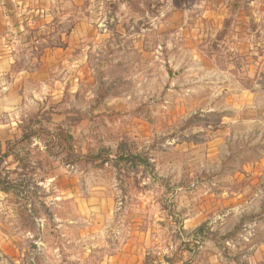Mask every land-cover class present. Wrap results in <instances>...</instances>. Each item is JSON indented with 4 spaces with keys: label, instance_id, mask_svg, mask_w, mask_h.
Here are the masks:
<instances>
[{
    "label": "rangeland",
    "instance_id": "rangeland-1",
    "mask_svg": "<svg viewBox=\"0 0 264 264\" xmlns=\"http://www.w3.org/2000/svg\"><path fill=\"white\" fill-rule=\"evenodd\" d=\"M185 1L69 2L54 27L68 34L29 53L49 56L19 57L23 97L0 109V264H103L131 230L141 264H264V59L245 37L191 39ZM58 128L71 160L93 161L64 163Z\"/></svg>",
    "mask_w": 264,
    "mask_h": 264
},
{
    "label": "crops",
    "instance_id": "crops-1",
    "mask_svg": "<svg viewBox=\"0 0 264 264\" xmlns=\"http://www.w3.org/2000/svg\"><path fill=\"white\" fill-rule=\"evenodd\" d=\"M75 1L0 0V109L17 107L23 97L21 86L29 74L25 69L15 70L19 57L23 56L29 63H42L51 51L44 48L45 56L40 52L38 60L31 58L33 54L29 53L38 45L37 37L52 33L54 27L73 18L75 13L64 12V7ZM185 3L184 17L188 20L185 21L188 26L186 32L189 31L191 39H202L212 33L222 38L230 37L231 41L245 37L250 51L261 52L262 57L257 60L264 59V0H192L190 3L186 0ZM61 31L59 27L55 32L60 36L68 34ZM79 32L80 25H72L70 34ZM142 236L131 230L128 234L130 238L127 237L111 255L104 256L106 261L103 264H141L145 255L139 243Z\"/></svg>",
    "mask_w": 264,
    "mask_h": 264
},
{
    "label": "trees",
    "instance_id": "trees-1",
    "mask_svg": "<svg viewBox=\"0 0 264 264\" xmlns=\"http://www.w3.org/2000/svg\"><path fill=\"white\" fill-rule=\"evenodd\" d=\"M57 131H58V133H59V136H61V137H63V139H64V141H65V143H66V145H65V152H66V162H64V163H66V164H68V163H72V164H74V163H76V162H79L80 161V159H85L87 162H91V161H93V156L92 155H88V156H86V157H82V158H78V157H76V159H74V160H71L70 158H74V154L73 153H71L70 152V150H71V147L69 146V142H70V140H71V137L70 136H66V135H63V133H62V131H61V129H57ZM9 146V145H8ZM9 188H7L6 190H8Z\"/></svg>",
    "mask_w": 264,
    "mask_h": 264
},
{
    "label": "built area",
    "instance_id": "built-area-1",
    "mask_svg": "<svg viewBox=\"0 0 264 264\" xmlns=\"http://www.w3.org/2000/svg\"><path fill=\"white\" fill-rule=\"evenodd\" d=\"M165 253H168V251L158 252L152 264H170L168 256H166L167 254Z\"/></svg>",
    "mask_w": 264,
    "mask_h": 264
}]
</instances>
